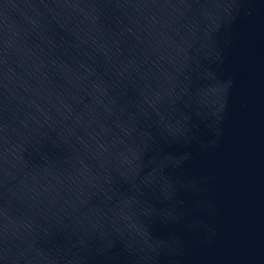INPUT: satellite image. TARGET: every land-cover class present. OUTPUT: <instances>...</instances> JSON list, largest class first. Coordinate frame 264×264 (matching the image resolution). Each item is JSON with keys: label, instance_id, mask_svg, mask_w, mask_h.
Wrapping results in <instances>:
<instances>
[{"label": "water", "instance_id": "obj_1", "mask_svg": "<svg viewBox=\"0 0 264 264\" xmlns=\"http://www.w3.org/2000/svg\"><path fill=\"white\" fill-rule=\"evenodd\" d=\"M0 264H264V0H0Z\"/></svg>", "mask_w": 264, "mask_h": 264}]
</instances>
